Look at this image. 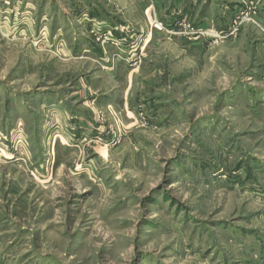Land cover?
<instances>
[{
  "label": "rangeland",
  "instance_id": "1",
  "mask_svg": "<svg viewBox=\"0 0 264 264\" xmlns=\"http://www.w3.org/2000/svg\"><path fill=\"white\" fill-rule=\"evenodd\" d=\"M0 264H264V0H0Z\"/></svg>",
  "mask_w": 264,
  "mask_h": 264
},
{
  "label": "built area",
  "instance_id": "2",
  "mask_svg": "<svg viewBox=\"0 0 264 264\" xmlns=\"http://www.w3.org/2000/svg\"><path fill=\"white\" fill-rule=\"evenodd\" d=\"M212 37H215V36H212Z\"/></svg>",
  "mask_w": 264,
  "mask_h": 264
},
{
  "label": "crops",
  "instance_id": "3",
  "mask_svg": "<svg viewBox=\"0 0 264 264\" xmlns=\"http://www.w3.org/2000/svg\"><path fill=\"white\" fill-rule=\"evenodd\" d=\"M186 10H184V12H185Z\"/></svg>",
  "mask_w": 264,
  "mask_h": 264
}]
</instances>
